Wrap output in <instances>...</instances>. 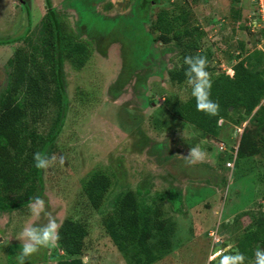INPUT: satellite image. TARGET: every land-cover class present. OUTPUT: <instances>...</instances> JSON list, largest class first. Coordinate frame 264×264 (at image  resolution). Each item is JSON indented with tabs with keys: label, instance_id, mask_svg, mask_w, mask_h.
<instances>
[{
	"label": "rangeland",
	"instance_id": "obj_1",
	"mask_svg": "<svg viewBox=\"0 0 264 264\" xmlns=\"http://www.w3.org/2000/svg\"><path fill=\"white\" fill-rule=\"evenodd\" d=\"M12 1L0 0V96L10 71L6 60L17 46L29 49L27 42L16 38L27 34L35 43L45 12L44 0H27L26 5ZM216 1L49 0L66 29L86 42L88 55L77 69L67 59L62 62L67 107L49 156L55 155L57 161L41 170L42 198L58 224L69 218L86 229L84 264H135L136 245L118 250L104 231L105 218L115 212L116 198L126 191L134 194L137 210L146 215L147 244L156 255L149 264H220L223 255L235 254L238 234L253 229L256 218L264 217V151L233 159L243 127L257 140L264 135V125L257 122L264 117V108L257 119L249 120L255 108L245 115L228 107L224 121L217 120L219 135L204 137L174 115L192 89L187 78L174 82L168 74L184 63L192 33L166 43L149 41L147 33L160 10L169 17L185 12L188 19L177 28L193 29L200 50L210 51L214 68L231 75L232 60L227 56L236 54L235 38L248 40L247 65L264 78V34L248 33L245 16L238 19L235 32L231 29V9L238 4L249 8L248 0ZM209 74L212 77V71ZM30 106L35 105L26 106L27 125L45 134L55 104L43 102L35 110ZM192 147L206 153L203 163L186 164L184 157ZM95 170L109 183L93 208L81 184ZM33 222L44 224L47 218L42 214L35 220L28 204L0 212V264H18L20 234ZM212 235L220 241L213 243ZM253 246L254 255L244 264H255L258 246ZM215 249L218 253H213ZM62 253L57 246L41 248L26 264H55Z\"/></svg>",
	"mask_w": 264,
	"mask_h": 264
},
{
	"label": "trees",
	"instance_id": "obj_2",
	"mask_svg": "<svg viewBox=\"0 0 264 264\" xmlns=\"http://www.w3.org/2000/svg\"><path fill=\"white\" fill-rule=\"evenodd\" d=\"M44 8L36 42L33 43L27 34L16 38L27 42L29 49L15 47L11 57L5 62L10 71L7 84L0 96V212H10L27 205L33 197H42V171L35 167L33 154L41 152L50 156L54 139L64 121L67 96L63 85L62 62L67 59L77 69L83 65L88 55L86 42L77 40L78 36L66 29L67 25L51 7L49 0H44ZM230 17L231 21H234L232 29L236 30L240 19L239 10L232 9ZM187 19L185 12L169 17L166 10H160L147 30L149 41L159 40L166 43L171 38L180 41L181 33L185 35L192 33L190 35L192 44L188 48L196 52L191 54L189 50L185 52V56L199 54L207 57L210 62L212 56L210 51L208 48L200 50L193 29L190 31L187 28L181 30L177 28L178 25H184ZM244 27L249 31L246 25ZM154 31L157 34H153ZM241 46L238 47L242 48ZM234 55H230L228 59L233 60L230 65L231 75L219 71L211 63L208 64L207 71H212L213 74L210 98L219 104L217 116L197 111L196 100L192 95L174 109V115L202 131L204 137L219 135L221 127L218 126L217 120L221 118L224 121L229 106L239 114L241 112L245 115L255 108L249 120L253 117L257 119V114L264 108L260 103L262 98L264 100V78L258 70L250 69L247 65L248 57L237 59L239 53ZM186 68L187 65L183 63L179 69L169 70V80L181 82L187 78ZM21 93L22 98H17ZM42 101L55 104L54 118L45 134L30 129L24 118L29 103L35 105L30 106L35 110L43 103ZM257 122L264 125V117H259ZM243 128L239 134L234 161L237 156L241 158L264 151V135H260L257 140ZM108 183V177L97 170L91 171L82 182V191L93 208L99 205ZM115 201L117 202L115 212L105 218L106 235L118 250H124L127 245H136L137 249L132 254L135 264H149L156 255L150 251L147 244L150 232L143 221L146 215L137 210L134 194L130 191L118 196ZM59 224L60 239L55 246L64 255L60 256L55 264H84L82 255L86 229L81 223L69 218H63ZM227 231L229 232L228 229ZM253 244L258 246V249H264V217H257L253 229L237 236L236 251L245 255V262L254 255Z\"/></svg>",
	"mask_w": 264,
	"mask_h": 264
},
{
	"label": "clouds",
	"instance_id": "obj_3",
	"mask_svg": "<svg viewBox=\"0 0 264 264\" xmlns=\"http://www.w3.org/2000/svg\"><path fill=\"white\" fill-rule=\"evenodd\" d=\"M185 76L189 85H191V95L196 100L197 111L204 112L209 116H217L219 114V104L213 101L211 97L212 80L208 68L207 57L202 55H188L184 58ZM206 158V153L198 147L190 148L188 155L184 157L186 164L195 165L203 163ZM35 167L40 170H47L55 165L57 157L55 155L48 157L47 154L35 152L33 154ZM61 166L65 163L63 156L59 157ZM28 208L35 220H39L43 214L47 218V223L38 224L31 223L26 225L21 234L20 239L23 241V246L16 259L18 264H26L28 259L41 248L54 247L60 239V224L52 212L47 210L45 200L36 196L31 198L28 203ZM245 255L236 251L235 254L223 255L220 259V264H244ZM255 264H264V249L255 251Z\"/></svg>",
	"mask_w": 264,
	"mask_h": 264
},
{
	"label": "built area",
	"instance_id": "obj_4",
	"mask_svg": "<svg viewBox=\"0 0 264 264\" xmlns=\"http://www.w3.org/2000/svg\"><path fill=\"white\" fill-rule=\"evenodd\" d=\"M249 10L247 12V15L245 16V25L248 28V30L252 33H260L261 31L264 34V0H249ZM230 70V73L232 74V70ZM220 122V121H218ZM218 149L223 150L222 143L218 144ZM232 154V148L229 150ZM234 158V154H233ZM215 235H212L213 237V243H217L219 237H214ZM220 241V240H219ZM218 241V242H219ZM213 254V253H212Z\"/></svg>",
	"mask_w": 264,
	"mask_h": 264
},
{
	"label": "crops",
	"instance_id": "obj_5",
	"mask_svg": "<svg viewBox=\"0 0 264 264\" xmlns=\"http://www.w3.org/2000/svg\"><path fill=\"white\" fill-rule=\"evenodd\" d=\"M10 2H12V3H14L12 0H9ZM16 1H18V3L19 2H22L23 4H25L26 5V1L27 0H16ZM212 2H213V4L215 3L216 4V0H211ZM29 3L30 2H28V5H29ZM250 2H249V0H248V6L250 5L249 4ZM27 8V7H26ZM209 9H210V7H209ZM236 10L238 9L239 10V14H240V18L241 17H243V16H246L247 15V12H248V10H249V8H243V7H241V5H237L236 6V8H235ZM231 11H232V9H231ZM229 13V12H228ZM222 15H224V14H222ZM212 18V17H211ZM213 19V23H214V18H212ZM222 20V19H221ZM210 24H212V23H210ZM212 26H214L213 24H212ZM231 29H232V27H231ZM247 31V30H246ZM232 32H235V30L234 29H232ZM248 33H250V31H247ZM235 45H236V48H237V51L236 50H234V51H236L235 53H239L241 50H244V53H242V54H240V55H238V59H240V58H245L244 56L245 55H247V54H249V51L247 50V47H246V45H248L249 44V41L247 40L246 42H244V41H240V40H238L237 38H235ZM246 44V45H245ZM242 45V46H241ZM241 46L242 48H239V47ZM228 57V59H229V56H227ZM229 61V60H228ZM232 63H233V60H232ZM215 253H218V252H215Z\"/></svg>",
	"mask_w": 264,
	"mask_h": 264
},
{
	"label": "water",
	"instance_id": "obj_6",
	"mask_svg": "<svg viewBox=\"0 0 264 264\" xmlns=\"http://www.w3.org/2000/svg\"><path fill=\"white\" fill-rule=\"evenodd\" d=\"M229 108H230V106H229Z\"/></svg>",
	"mask_w": 264,
	"mask_h": 264
}]
</instances>
